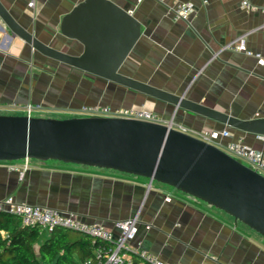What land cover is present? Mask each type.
I'll use <instances>...</instances> for the list:
<instances>
[{
	"label": "crops",
	"instance_id": "crops-1",
	"mask_svg": "<svg viewBox=\"0 0 264 264\" xmlns=\"http://www.w3.org/2000/svg\"><path fill=\"white\" fill-rule=\"evenodd\" d=\"M84 0H1L15 20L41 41L79 55L84 45L61 30L62 20ZM141 23V36L122 72L163 90L242 119L264 116V63L225 46L245 37L264 55V13L244 0H112ZM192 1L189 19L173 20L170 7ZM264 7V0H247ZM78 116L84 105L143 107L165 123L212 142L233 139L264 153V136L243 132L196 112L46 57L15 34L0 16V112ZM24 114V113H23ZM14 165V166H11ZM24 170V177L19 171ZM41 205L100 222L115 236L120 220L137 217L138 241L159 258L181 264H264V236L227 212L148 178L59 160L0 162V198ZM150 228H147V225Z\"/></svg>",
	"mask_w": 264,
	"mask_h": 264
},
{
	"label": "water",
	"instance_id": "water-1",
	"mask_svg": "<svg viewBox=\"0 0 264 264\" xmlns=\"http://www.w3.org/2000/svg\"><path fill=\"white\" fill-rule=\"evenodd\" d=\"M0 16L46 57L171 103L175 109L264 136V116L242 119L192 101L185 92L175 94L123 73L122 67L141 36V23L112 0H84L64 16L63 34L84 45L79 55L41 41L15 20L1 0ZM26 158L148 178L203 200L264 236V174L215 143L173 124L108 116L58 118L0 112V161Z\"/></svg>",
	"mask_w": 264,
	"mask_h": 264
},
{
	"label": "built area",
	"instance_id": "built-area-1",
	"mask_svg": "<svg viewBox=\"0 0 264 264\" xmlns=\"http://www.w3.org/2000/svg\"><path fill=\"white\" fill-rule=\"evenodd\" d=\"M243 5L250 9H260L264 13V7L258 8L253 6L247 0H244ZM29 4L34 6L35 0H30ZM171 17L173 20L189 19L191 14L195 11V5L192 1H176L171 7ZM226 48L244 52L248 55H254L260 62L264 63V55L260 52H253L247 46L245 37H240L237 40L228 43ZM36 107L28 104L23 113L33 115ZM78 116H108L121 117L145 120L150 122H163L161 117L155 111L143 107H123L112 105H84L81 108ZM169 124H173L170 122ZM231 137L230 130L222 132L212 131L206 132L202 135V139L212 142L219 138V136ZM223 149L233 157L244 162L251 168L264 174V153L248 144L242 138L230 140ZM27 168L30 158L23 160ZM3 162V161H0ZM11 162V161H8ZM14 166V165H11ZM19 171V177H24V170L14 167ZM152 184V182L150 181ZM0 210L7 211L17 215L23 224L29 226L40 225L46 232H52L56 228L68 227L70 230H78L85 234L93 235V240H102L108 246L107 248L97 247L96 255L100 259L103 254L105 258L100 259L97 264H126L134 260V256L138 257V264H181L178 262H169L159 258L149 249L138 241L136 246H131V243L136 240L139 231L140 221L137 217L120 220L116 223L119 230L118 236H115L114 231L100 222H88L75 214L64 213L59 209L53 207H46L41 205H33L25 202H18L13 196L0 198ZM150 228V225H147ZM85 264H96L92 258H89Z\"/></svg>",
	"mask_w": 264,
	"mask_h": 264
},
{
	"label": "trees",
	"instance_id": "trees-1",
	"mask_svg": "<svg viewBox=\"0 0 264 264\" xmlns=\"http://www.w3.org/2000/svg\"><path fill=\"white\" fill-rule=\"evenodd\" d=\"M108 246L87 234L56 228L46 232L42 226H29L10 212L0 210V264H85L99 262L96 248ZM137 256L131 263L138 264Z\"/></svg>",
	"mask_w": 264,
	"mask_h": 264
},
{
	"label": "rangeland",
	"instance_id": "rangeland-1",
	"mask_svg": "<svg viewBox=\"0 0 264 264\" xmlns=\"http://www.w3.org/2000/svg\"><path fill=\"white\" fill-rule=\"evenodd\" d=\"M40 111V110H39ZM38 110H37V112L35 111L34 113H33V115H39L38 113H40ZM24 159H20V160H15V161H23ZM30 160H33V158H30ZM35 160V159H34ZM75 233H78V232H76V231H74Z\"/></svg>",
	"mask_w": 264,
	"mask_h": 264
}]
</instances>
